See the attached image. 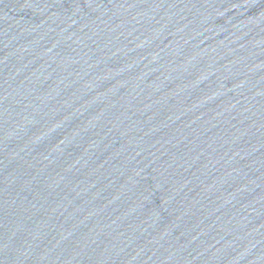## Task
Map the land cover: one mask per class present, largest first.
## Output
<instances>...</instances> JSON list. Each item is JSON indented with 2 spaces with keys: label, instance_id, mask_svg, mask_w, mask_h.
<instances>
[{
  "label": "water",
  "instance_id": "water-1",
  "mask_svg": "<svg viewBox=\"0 0 264 264\" xmlns=\"http://www.w3.org/2000/svg\"><path fill=\"white\" fill-rule=\"evenodd\" d=\"M0 264H264V0H0Z\"/></svg>",
  "mask_w": 264,
  "mask_h": 264
}]
</instances>
